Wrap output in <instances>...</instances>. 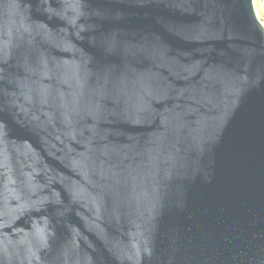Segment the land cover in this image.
Returning a JSON list of instances; mask_svg holds the SVG:
<instances>
[{
    "label": "water",
    "instance_id": "1",
    "mask_svg": "<svg viewBox=\"0 0 264 264\" xmlns=\"http://www.w3.org/2000/svg\"><path fill=\"white\" fill-rule=\"evenodd\" d=\"M0 264H264L254 0H0Z\"/></svg>",
    "mask_w": 264,
    "mask_h": 264
},
{
    "label": "rangeland",
    "instance_id": "2",
    "mask_svg": "<svg viewBox=\"0 0 264 264\" xmlns=\"http://www.w3.org/2000/svg\"><path fill=\"white\" fill-rule=\"evenodd\" d=\"M254 4L259 18L264 23V0H254Z\"/></svg>",
    "mask_w": 264,
    "mask_h": 264
}]
</instances>
